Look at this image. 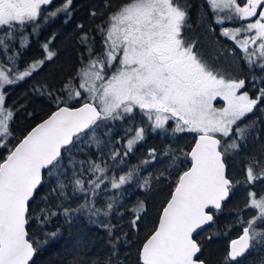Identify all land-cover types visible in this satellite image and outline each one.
Segmentation results:
<instances>
[{"label":"snow or ice","instance_id":"1","mask_svg":"<svg viewBox=\"0 0 264 264\" xmlns=\"http://www.w3.org/2000/svg\"><path fill=\"white\" fill-rule=\"evenodd\" d=\"M219 35L228 38L250 77H226L208 64L187 39L191 8L181 0H101L88 16L94 27L78 23L83 52L76 72L58 86L33 85L32 94L54 106L22 137L16 118L24 107L9 103L11 89L32 79L58 56L52 34L41 45L43 57L23 62L39 29L63 20L68 23L74 0H0V264H30L38 245L54 243L59 230L34 240L30 204L45 177L69 206L62 211L71 223L84 213L97 217L122 213L120 201L129 187L146 191L167 179V169L153 174L157 161H173L177 152L149 148L131 167L128 157L148 134L173 137L192 133L189 151L179 152L188 166L178 173L170 197L139 249L140 264H208L198 237L216 223L238 182L228 172L225 157L241 152L258 137L257 123H245L264 112V0H203ZM255 88L250 94L249 85ZM259 85V86H257ZM222 107H216L217 101ZM142 117L139 125L114 132L116 126ZM264 123V121H260ZM247 218L237 219L242 234L230 241L224 264H240L246 253L264 242V158L246 163ZM107 195V199H104ZM75 203V207L71 205ZM127 201H125L126 203ZM143 201L131 209V227L139 230ZM41 210L39 223L50 216ZM111 232L113 225L104 224ZM210 234L206 239L212 240ZM259 238V239H258ZM264 264V260L261 261Z\"/></svg>","mask_w":264,"mask_h":264},{"label":"trees","instance_id":"2","mask_svg":"<svg viewBox=\"0 0 264 264\" xmlns=\"http://www.w3.org/2000/svg\"><path fill=\"white\" fill-rule=\"evenodd\" d=\"M100 2L101 0H75V17L82 20L80 23L90 28L94 27L97 20L90 18L88 12L92 7H99ZM112 2L115 4L119 0H112ZM181 2L193 7L192 12L196 14L198 20L197 27L202 31L199 40L205 44L203 47L210 55L208 61H211V64H218L216 67L222 72L227 73L232 70L235 71L236 77H250L252 74L249 73L243 61H240L236 55L230 56L224 53L222 57L219 43L211 31H205L206 21H201L202 15L200 14L203 0H181ZM77 32L78 29L74 23H71L70 27L64 26L60 21L44 25L32 39L31 46L23 51L22 59L25 63L42 58L44 53L41 45L47 41L49 36L56 34L54 45L58 52L57 58L48 62L32 79L11 89L9 93L10 104L24 106L15 121L14 131L17 137L25 135L45 119L49 112L55 110L52 103L45 98L33 95L31 89L33 85L40 84L58 86L61 81L70 78L76 72L79 55L83 52L78 42ZM248 90L253 93L255 88L250 84ZM141 121L142 117L137 114L134 120H129L126 124H118L114 132L123 135L125 129L139 125ZM253 121L257 123L259 129L258 137L250 138L241 152H229L225 157L228 172L238 182L235 192L227 207L218 215L216 223L207 226L198 237L204 243L203 258L208 264H224L230 241L242 233V225L237 219V213H240L243 219L253 212L251 209L241 212L244 209L247 195L244 169L246 163L252 159L264 158V123H260L264 121V112L257 111L244 122L252 123ZM194 141L195 135L192 133L173 137L148 134L143 144L128 157L126 164L129 167L138 164L145 158L149 148L161 150L172 145L177 152L176 158L173 161L158 160L156 165L151 166L154 175L167 169V179L154 181L153 186L146 191H138L136 187H129L120 201L124 203L123 214L116 213L109 217L101 215L95 218L96 223H92L84 213L73 214L71 223H68L62 208L69 206V203L62 200L54 191L55 181L45 177L30 204L32 220L37 221L31 225L30 233L34 240H40L43 233L47 231L59 230L62 234L54 243L38 245L39 250L31 264H140L139 249L142 242L156 224L160 211L174 188L178 173L188 166L187 161L179 155V152L189 151ZM254 190L264 193V184L257 183ZM107 198L105 195L104 199ZM137 201L144 202L145 212L141 213L142 220L139 230L134 231L130 226L131 209L135 207ZM71 206L76 205L73 202ZM41 210H48L54 214L50 216L49 222L43 229L39 223ZM104 224L113 225L114 229L109 232L103 226ZM210 234L213 238L209 241L206 238ZM262 260H264V242L250 249L240 264H261Z\"/></svg>","mask_w":264,"mask_h":264},{"label":"flooded vegetation","instance_id":"3","mask_svg":"<svg viewBox=\"0 0 264 264\" xmlns=\"http://www.w3.org/2000/svg\"><path fill=\"white\" fill-rule=\"evenodd\" d=\"M56 2L57 3H59L60 2V0H56ZM182 3V2H181ZM74 5H75V0H74ZM190 6V5H189ZM190 8H191V12H190V18H189V22H188V27L186 28V37H187V39H189L190 41H192V42H194L196 45H197V50H198V52H199V55L208 63V64H210L211 66H213L214 68H215V70L216 71H218V68L216 67L218 64H211L212 62L210 61H208L209 60V58H210V55L207 53V50H205L204 49V47L203 46H205V44H202V42H201V40H199L200 39V37L201 36H199L200 35V33L202 32L201 31V29L199 28V27H197V22H198V20H197V17H196V14L195 13H193L192 12V9H193V7H191L190 6ZM200 14L202 15V17H201V21H206V23H204L205 24V31L206 30H209L210 31V29L211 28H213L214 27V25L212 24V22H211V18L208 16V14L206 13V11H205V9H204V7L202 6V11L200 10ZM200 18V17H199ZM60 22H62V24L64 25V26H66V27H70V24L71 23H74L75 24V27H76V25L78 24V23H80V21H82V20H80V19H77L76 17H75V11H74V13H73V15H72V17H71V19L69 20V22L68 23H64L63 22V20H59ZM58 21V22H59ZM74 21V22H73ZM99 21H96V23H98ZM95 23V24H96ZM77 29V28H76ZM219 32H220V29H219V27H216V30L215 31H211V33H212V35L215 37V40L219 43V45H220V47H221V51H222V57H223V54L225 53V54H227V55H232V56H234V55H236L237 57H238V59H240V56H239V53L237 52L236 54H231V49L233 48V44H232V42L228 39V38H225V37H221L220 35H219ZM50 37V36H49ZM49 37L47 38V41H48V39H49ZM81 55H79V57H80ZM79 61H78V63H77V69H78V67H79V65H80V58L78 59ZM240 61H241V59H240ZM218 72H220V73H222L221 71H218ZM228 74H231L229 71L227 72ZM223 74V73H222ZM225 75V74H224ZM251 94V93H250ZM240 263H241V261H240Z\"/></svg>","mask_w":264,"mask_h":264},{"label":"rangeland","instance_id":"4","mask_svg":"<svg viewBox=\"0 0 264 264\" xmlns=\"http://www.w3.org/2000/svg\"><path fill=\"white\" fill-rule=\"evenodd\" d=\"M218 71H220V70H218ZM221 72H222V70H221ZM231 74H228V73H226V72H222L223 74H225V76L226 77H228V76H232V77H236V74H235V71H229ZM216 107H222L223 106V104H222V102H220L219 100L216 102V105H215Z\"/></svg>","mask_w":264,"mask_h":264},{"label":"water","instance_id":"5","mask_svg":"<svg viewBox=\"0 0 264 264\" xmlns=\"http://www.w3.org/2000/svg\"><path fill=\"white\" fill-rule=\"evenodd\" d=\"M46 118H47V117H46ZM46 118H45V119H46ZM40 122H41V121H40ZM40 122H39V123H40ZM35 126H36V125H35ZM35 126H34V127H35ZM225 163H226V162H225ZM226 166H227V165H226ZM206 227H207V226H206ZM241 234H242V233H241ZM241 234H240V235H241ZM236 238H237V237H236ZM236 238H234V239H236ZM33 259H34V258H33ZM30 264H31V262H30Z\"/></svg>","mask_w":264,"mask_h":264}]
</instances>
